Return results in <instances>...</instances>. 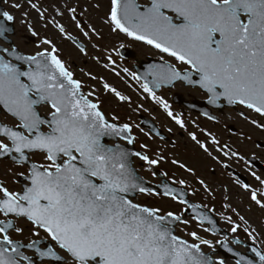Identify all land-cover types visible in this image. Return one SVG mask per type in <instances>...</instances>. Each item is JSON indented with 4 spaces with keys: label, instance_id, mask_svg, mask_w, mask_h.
Returning a JSON list of instances; mask_svg holds the SVG:
<instances>
[{
    "label": "snow or ice",
    "instance_id": "obj_1",
    "mask_svg": "<svg viewBox=\"0 0 264 264\" xmlns=\"http://www.w3.org/2000/svg\"><path fill=\"white\" fill-rule=\"evenodd\" d=\"M4 5L23 10L21 23L27 24L31 36H39L26 20L34 11L45 27L51 24L64 39L73 40L80 53L87 54L86 47L62 24L48 19V8L42 9L38 0H12L10 4L0 0V163L7 160L11 165L0 171V264H226L224 259L213 262L202 252L201 245L211 248L212 242L195 231L188 235L199 243H189L174 233V223L188 224L181 215L134 202L131 193H159L136 175L129 156L149 166L148 170L164 157L157 154L153 159L147 144L140 145L142 151L129 153L119 144L103 143L105 137H119L133 144L132 125L117 123L116 115L108 118L97 88L83 91L84 82L75 78L53 39H40L34 54L22 53L12 43L16 34L10 23H15L16 17ZM50 7L63 16L60 7ZM64 11L77 21L76 27L89 41L93 35L103 39L92 25L84 30L75 15L76 7L65 5ZM104 24L111 33H123L185 66L177 67L161 56L163 63L151 66L149 72L154 87L195 85L209 105H239L264 118V0H110ZM93 59L101 63L99 58ZM107 60L103 67L115 71L109 68L115 65L111 55ZM122 71L127 73L128 69ZM84 75L97 82L104 94L130 104V98L102 76L90 71ZM142 87L176 125L185 128L184 120L156 95L149 82ZM204 115L209 120L218 119ZM238 115L264 129V124L245 113ZM188 135L211 155L195 133ZM211 143L219 145L220 141L212 136ZM224 155L240 154L229 148ZM171 163L192 172L176 159ZM252 175L259 187L237 183L253 204L264 209V178ZM199 183L209 190L203 180ZM163 187L165 197L195 207L179 199L168 185ZM194 218L212 224L206 216ZM240 219L247 224L243 216ZM228 220L232 223L231 217ZM238 227L233 224L231 231L237 232ZM25 231L30 233L26 241L13 239V234L21 237ZM244 231L251 237L255 229ZM222 246L232 251L226 244ZM24 249L31 250V255ZM251 251L259 264H264V251L255 247ZM236 264L255 262L239 255Z\"/></svg>",
    "mask_w": 264,
    "mask_h": 264
},
{
    "label": "rangeland",
    "instance_id": "obj_2",
    "mask_svg": "<svg viewBox=\"0 0 264 264\" xmlns=\"http://www.w3.org/2000/svg\"><path fill=\"white\" fill-rule=\"evenodd\" d=\"M11 2L12 0H9V4ZM38 2L41 4L42 9L48 8V12L46 13L48 19L52 20L55 18L58 23L62 24L71 37L86 47L87 54L80 53L71 39H64L51 24L45 27V22L40 21L37 13L34 11L30 13L26 20L31 22L34 29L39 33V36H31L27 31V24L21 23V11L23 10L14 11L7 5H4L5 10L11 11L16 17L14 23L16 35L12 41L19 46V50L22 53L34 54L38 50L37 45L40 39L45 37L53 39L60 49L61 58L69 66L70 70L74 72L75 78L84 82L85 87L83 91L87 93L90 88H97L98 94L104 101L103 110L108 118L111 119L112 115H116L119 117L117 123H129L132 125V134L135 137L136 145L147 144L148 154L153 159L157 158V154L164 157L157 166L170 171L171 175L169 176L172 183L185 186L191 182L197 185L196 188H193L194 200L204 204L206 207H209L208 203L216 206V203L220 202L222 206L216 208L218 209L216 217L219 219L221 225L228 227L226 229L232 235H236V238H239L238 234L241 238L255 242L264 250V209H260L251 202L248 194L240 187L237 180L241 184L243 182L228 171H236L248 179V184L253 188L259 187L258 181H256L252 173L261 178H264V174L262 171L254 169L248 160L255 158L264 164V129L249 123L244 117L238 115L237 111L240 110L247 117L256 119L258 123L264 124V118L239 106L235 109L226 108L224 111L220 109V114L215 112L218 115V122L215 124L198 117V115L188 110L183 113L178 106L172 104L171 98L173 94H180L187 100L203 99L205 96L198 89L186 88L181 84H176L174 88L162 90L156 93V95L165 100L170 110L184 120L185 128H180L179 125H176L167 116L159 102L154 101L136 83L132 75L131 63L119 58L120 45L134 51L139 59L147 56L161 58L162 55L153 48L135 41L123 33H111L108 25L104 24L109 11L110 0H38ZM139 2L143 3V0H139ZM52 4L60 7L61 11H63L62 17L55 14L54 9L50 7ZM97 4L99 7H96ZM65 5L77 8L75 15L78 21L83 22L85 31L88 30L87 25H92L101 32L103 39L97 40L93 35L89 41L84 37L81 30L76 27L77 21L72 20L71 14L64 11ZM93 44L97 45V47L94 48ZM109 55L115 61V65H109V68L114 67L115 71H110L103 67V64L108 63L107 56ZM93 57L99 58L101 63L98 64ZM163 58L168 60L165 56ZM170 61L176 64L177 67H181L179 62ZM124 68L128 69L127 73L122 71ZM89 71L98 77L102 76L122 94L128 96L130 104L120 103L111 95L104 94L97 82L89 80L84 75L85 72ZM116 72L119 73V76L116 75ZM138 114L150 118L162 130L167 131V134L172 136L174 147H170L168 143L156 139L145 130L141 131V128L137 127L139 122ZM169 129H171L170 132L168 131ZM190 132L195 133L197 138L207 145L211 155L205 153L196 142L191 140L188 135ZM205 133H211V136ZM212 136L220 141L219 145L211 143ZM225 145L228 147H224ZM217 148H221V150L217 151ZM229 148L232 151L238 152L240 154L239 157L225 156L224 152L228 151ZM213 157H216V159H213ZM173 159L191 168L192 172L185 171L179 165L172 164L171 161ZM223 165H227V167ZM142 166L145 167V164ZM181 180L184 181V184L179 183ZM200 180H203L208 186V191L199 183ZM151 205L159 206L160 203L157 202ZM161 207L164 208L162 205ZM233 208L236 209L235 212L232 211ZM214 214L216 215V211H214ZM240 216L244 217L247 224L240 219ZM228 217H231L232 223L229 222ZM233 224L239 226L236 233L231 231ZM189 227L191 226L189 225ZM245 228H248L249 231L255 229V231H252L251 237L244 231ZM204 229L180 227L177 228L175 233L180 238L189 241L190 235L188 233L195 231L199 236H203L202 233H205Z\"/></svg>",
    "mask_w": 264,
    "mask_h": 264
},
{
    "label": "flooded vegetation",
    "instance_id": "obj_3",
    "mask_svg": "<svg viewBox=\"0 0 264 264\" xmlns=\"http://www.w3.org/2000/svg\"><path fill=\"white\" fill-rule=\"evenodd\" d=\"M182 112L185 113L183 110H182ZM163 132L167 134V131L163 130ZM167 136H166L167 141H165V140H161V141L168 143L170 145V147H174V142H173L172 136H170V134H167ZM136 148H137V150L142 151V149H140V144H138V146H136ZM142 165H143V162H140L138 159L134 160V166L136 167L138 173L149 184V185H147V187H151V188L155 189L157 192H159L160 190H162V188H160L158 186L162 185L163 179H166V180H168V182L173 184L172 181L170 180L169 175H171V173L168 169H165V168L160 167V166H155L151 170H148L149 166L145 165V167H143ZM10 166L11 165L9 164V162L7 160H5L2 163H0V171H2L5 167H10ZM153 171L156 173L155 176L152 175ZM161 173H163V176H160ZM7 179L10 180L11 177L9 176V177H7ZM22 182L23 181H21V183ZM185 186H186L185 188L188 190V194H187L188 200H190L191 202L193 201L196 203H200V202L194 200V198H193L194 197L193 188H196L197 185L190 182L188 185H185ZM175 195H177V194H175ZM136 201L138 203H141V204L146 205V206L159 207L162 210V213L166 212V211H173L176 215H182L184 210L187 208L186 205H181L177 201L172 200L171 197H165L164 195H162L160 193L158 195L140 194L137 197ZM157 202L160 203L159 206L158 205H151L153 203L156 204ZM161 205L165 209L162 208ZM202 205L205 208H207L209 211H211L215 217L218 215V209H216V208H219L220 206H222V204L220 202L216 203V206L214 204H210V203H208L209 207H206L204 204H202ZM214 211H216V215L214 214ZM184 219L189 222L188 224L191 227H189V225H187V224L183 225V224L178 223L175 227V232L177 231V228H180V227H182V228H207L206 225L197 222L196 220H194L191 217H184ZM193 224H195V225H193ZM220 225H221V223H220ZM222 227L225 229L228 228L224 225ZM204 232L205 233H202L203 236H200V237L203 239H207V240L211 241L212 247L209 248L207 245H201V249L203 250V252L211 255V259L213 262H215L218 259H224L226 261V264H236L237 259H239V255H244L245 260H252L255 262V264H259L258 257H256L255 253L251 252L250 249L246 248L245 244L247 242L250 243V241H248L246 238H241L237 234V236L239 237V239L241 241L239 240L240 243H235L234 239L236 238V235H232V233L228 229H226V231L225 230L218 231V233H216V234H213L210 230H208L207 232L206 231H204ZM29 235H30V233L25 231L24 235L21 237H17L15 234H13V239H21V240L26 241L27 238L29 237ZM43 235H44V233L41 232V236H43ZM217 241H221V244H217ZM189 242L199 243L198 240H193V238L191 236H190ZM222 244H226L228 248L232 249V251H228L225 247L222 246ZM23 251L25 252L26 255H31V250L24 249ZM262 251H264V250L262 249ZM234 252L238 253L239 255H233Z\"/></svg>",
    "mask_w": 264,
    "mask_h": 264
},
{
    "label": "water",
    "instance_id": "obj_4",
    "mask_svg": "<svg viewBox=\"0 0 264 264\" xmlns=\"http://www.w3.org/2000/svg\"><path fill=\"white\" fill-rule=\"evenodd\" d=\"M10 27L12 29H14L13 23H10ZM121 56L124 57V58H128V57H133L134 58L135 57V55L130 50H125V49L121 50ZM160 63H163V62L155 60V59H152V58H148L146 61L138 62V65L134 66V70L136 72V75H139L141 77L140 81L142 82V84H144L146 81L149 82V86L152 87L153 91H155V92H158L162 87H164V88L173 87V86H169V85H161L160 87H154L152 85L151 81L153 80V77L151 75H149V72L151 70V66L159 65ZM185 85L188 86L187 84H185ZM190 86L195 87V85H190ZM173 102L174 103H179V101L176 100V99H174ZM206 105H208L206 102H204L203 104L195 103V102L192 103V104H187V106L191 110L199 112V113H206L207 112L205 110V106ZM223 105L224 106L235 107V105H227L226 102ZM223 105L220 106L221 109H222ZM140 119H141L140 126L142 128L149 130L152 134H154V135H156L158 137H160L162 135L160 129L152 121L146 119L143 116H140ZM118 139H119V137H115V138L105 137V138H103L102 142L103 143H107V142H110V141H115L116 144H118L117 143ZM120 147L125 149V150H127L129 153L134 152L133 144H131V145L127 144L125 146H120ZM132 157L133 156H131V155L129 156V159L131 161V165H132ZM250 161L256 168H262L264 170V167L262 165H260V163H258L257 160L251 159ZM135 194L136 193H131L130 197H135ZM183 194H184V191H183ZM206 217H208L209 219L212 220V224H210L211 226H214L216 224V220H214L212 216L207 215ZM204 222L208 223L207 220H205ZM212 229L214 230V228H212ZM250 247L251 248L255 247V248H257V250L260 251V249L258 247H256V246H254V245H250Z\"/></svg>",
    "mask_w": 264,
    "mask_h": 264
}]
</instances>
